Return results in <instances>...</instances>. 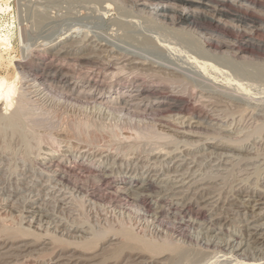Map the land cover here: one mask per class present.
<instances>
[{
	"label": "rangeland",
	"instance_id": "obj_1",
	"mask_svg": "<svg viewBox=\"0 0 264 264\" xmlns=\"http://www.w3.org/2000/svg\"><path fill=\"white\" fill-rule=\"evenodd\" d=\"M134 2L8 0L3 6L11 11L0 15V31L15 21L14 44L20 48L22 26L28 32L22 50L30 51L31 56L17 57L24 60L29 72L19 85L25 106L19 114L10 115V108L0 104V228H26L34 234L25 237V242L34 244L41 235L44 244L39 241L11 249L2 236L0 264H171L163 263L167 256L133 261L135 257L126 252L115 257L114 247L123 240L115 229L131 228L134 235L162 243L166 230L155 222L156 213L166 203L174 208L195 201L206 218L193 220L187 215L186 220L194 221L191 238L184 240L175 234L174 245L185 246L180 250L189 249L191 254L185 253L188 261L183 257L185 261L180 258L179 264H264V0L218 5L232 10L218 25L207 17L215 14L214 3L208 9L198 8L202 20L191 25L163 18L153 5L141 9ZM239 13L247 19L239 21ZM221 40H232L235 48L225 54L217 44ZM159 71L161 76L183 77L189 87L173 84L172 88L158 82L152 73ZM139 83L155 85L156 93L145 101H154V106L146 113L132 108L136 116L131 113V125L126 116L130 110H123L122 117L121 110L105 104L101 97L112 85L136 89ZM67 84L84 92L61 90ZM159 97L166 101L164 105L156 103ZM147 115L158 120H147ZM132 128L149 134L137 136ZM42 134L56 137L59 143L38 139ZM53 145L60 169L56 162L46 167ZM89 161L100 166L105 176L123 178L126 194L147 196L148 212L134 213L129 205L108 204L64 183L62 167L72 165L77 182L91 191L101 186ZM115 186L104 188L111 192L116 191ZM80 201H84L83 207ZM111 226L114 230L107 233L104 243L100 241L101 249L85 252L78 247L79 242L94 237V230L102 232ZM54 237L66 245L57 244ZM203 250L209 252L207 257ZM213 251L220 254L214 256Z\"/></svg>",
	"mask_w": 264,
	"mask_h": 264
},
{
	"label": "bare ground",
	"instance_id": "obj_2",
	"mask_svg": "<svg viewBox=\"0 0 264 264\" xmlns=\"http://www.w3.org/2000/svg\"><path fill=\"white\" fill-rule=\"evenodd\" d=\"M133 1H135L137 4H139V5H141V6H143V7H140L141 9L142 8H148V7H150V6H154L153 7V10H155L156 12H158V14L160 15V16H162L163 18H169V19H171V20H178V22L179 23H183V24H196V22H198L199 21V19H201V17L198 15V14H200L199 13V11L197 10L198 8H205V9H208V7H212V4L211 3H214V5L215 6H213L212 8H213V11L215 12V14H211L212 16H210V15H208L207 17L210 19V20H213V21H215V22H217V25H218V23H221V21H222V18L223 17H227L228 15H230V12H232V10L231 11H227V9H224L223 7L222 8H218V5H221V6H223V4H225V5H227L228 6V4H226L227 2L229 3V1H232V2H236L237 3V1H239V2H242L243 4H245L248 0H133ZM250 1V0H249ZM255 1V0H254ZM260 1V0H259ZM8 2V0H0V15L1 14H7L8 12H10L11 10H9V9H4L3 8V6L4 5H6V3ZM134 2V3H135ZM122 3H124V2H122ZM135 3V4H136ZM254 3V2H253ZM110 4V3H109ZM126 4V3H125ZM111 5V4H110ZM229 5H230V3H229ZM235 5V4H234ZM174 6L176 7V6H179L180 8L179 9H177V7H176V9L174 8ZM237 6V5H236ZM11 7V6H10ZM92 7V6H91ZM126 7V6H125ZM232 7V6H231ZM241 7V6H240ZM6 8V7H5ZM97 7H95V9H96ZM209 9H211V8H209ZM232 9V8H231ZM144 10V9H143ZM152 11V10H151ZM202 11H203V9H202ZM203 12H206V11H203ZM105 13V12H104ZM209 13V12H208ZM204 14V13H203ZM210 14V13H209ZM107 15V14H106ZM205 15H206V13H205ZM214 15V16H213ZM210 16V17H209ZM236 16H238V19H240L239 21H241L242 19H247V18H245V17H243L242 16V14L240 15V13L238 14V15H236ZM206 17V16H205ZM206 17V18H207ZM257 17V16H256ZM205 18V19H206ZM225 18H224V20H225ZM229 18H230V16H229ZM232 18V17H231ZM233 18H235V17H233ZM264 18V17H263ZM11 20H13V19H11ZM123 20H125V19H123ZM127 20V19H126ZM164 20V19H163ZM202 20V19H201ZM204 20V19H203ZM227 20V19H226ZM208 21V20H207ZM213 21H211L212 23H213ZM236 21V20H235ZM238 21V22H239ZM254 21V20H253ZM174 22H176V24H177V21H174ZM210 22V21H209ZM228 22V21H227ZM248 23V22H247ZM14 24H15V21H13V23L10 25V26H7V27H4V29L2 30V31H0V104H3L4 105V107H5V109H8V108H10L9 110H10V112L9 113H11L10 115H14V114H19L20 112H21V110H22V108L25 106V104H24V99H23V97L21 96V95H24V94H22V92L20 91V89H21V87L19 86L20 85V82L23 80V77L24 76H26V74H27V72H26V69H25V64L23 63V59H27V56L29 55V53H30V51H28V53L26 52V50L25 49H23L22 50V47L24 46V44H25V42H26V40H27V33H26V31L24 30V28L22 27V26H19V44H21V46H20V48H17V46L14 44V38H15V32H14V29H15V27H14ZM214 24V23H213ZM244 24V23H243ZM101 25H103V24H101ZM222 25H224L223 23H222ZM221 25V26H222ZM249 25V24H248ZM247 25V26H248ZM220 26V27H221ZM152 27V26H151ZM238 27V26H237ZM136 28V27H135ZM146 28V27H145ZM182 28V27H181ZM218 28V27H217ZM113 29V28H112ZM144 30V29H143ZM181 30V29H180ZM112 31V30H111ZM210 31V30H209ZM135 32V31H134ZM137 32H138V30H137ZM136 32V33H137ZM234 32V31H233ZM142 33V32H141ZM218 33V32H217ZM201 34V33H200ZM220 34V33H219ZM203 35V34H202ZM218 35V34H217ZM148 36V35H147ZM210 36V35H209ZM209 36H208V38H209ZM109 37V36H108ZM112 37V36H111ZM156 36L154 35V38H155ZM207 37V36H206ZM107 38V37H106ZM148 38V37H147ZM223 38V37H222ZM230 38V37H229ZM139 39V38H138ZM152 39V38H151ZM159 39V38H158ZM149 40V39H148ZM157 40V39H156ZM208 40V39H207ZM211 40V39H210ZM232 41V40H231ZM230 40H225V41H223V40H221V42L220 43H217L218 44V46H219V48H221V49H224V53L226 54V51L228 50V49H233V48H235V43H233V42H231ZM236 41V40H235ZM141 42V41H140ZM139 42V43H140ZM152 42V41H151ZM209 42V41H208ZM217 42V41H216ZM249 42V41H248ZM27 43V42H26ZM210 43H211V41H210ZM143 44V43H142ZM145 44V43H144ZM148 44V43H147ZM104 45V44H103ZM153 45V44H152ZM27 46V45H26ZM160 46V45H159ZM211 46V45H210ZM217 46V47H218ZM155 47V46H154ZM24 48V47H23ZM30 48V47H29ZM219 48H217V49H219ZM158 49V48H157ZM162 49V48H161ZM208 49V48H207ZM216 49V48H215ZM214 49V50H215ZM237 49H239L238 47H237ZM149 50H151V49H149ZM212 50V49H211ZM240 50H242V49H240ZM41 51V50H40ZM153 51V50H152ZM204 51V50H203ZM220 51V50H219ZM219 51H217L216 50V52L217 53H219ZM242 51H245V50H242ZM16 53L15 55H12V53ZM21 52V53H20ZM123 52V51H122ZM125 52V51H124ZM155 52V51H154ZM223 52V51H222ZM231 52V51H230ZM25 53H27V54H25ZM140 53V52H139ZM205 53V52H204ZM229 53V52H228ZM237 53V52H236ZM235 53V54H236ZM239 53V52H238ZM32 54V53H31ZM207 54H210V53H207ZM214 54V53H213ZM212 54V55H213ZM219 54H223V53H219ZM225 54H223V55H225ZM234 54V55H235ZM243 54V53H242ZM241 54V55H242ZM18 55L19 56H22L23 57V59H17V57H18ZM29 56H31V55H29ZM33 56V55H32ZM215 56V55H214ZM218 56H221L222 57V55H218ZM217 56V57H218ZM230 56V55H229ZM36 57V56H35ZM213 57V56H212ZM216 57V58H217ZM227 57V56H226ZM241 57V56H240ZM242 57H245V56H243L242 55ZM33 58H34V56H33ZM152 58V57H151ZM215 58V57H214ZM225 58V57H224ZM228 58H230V57H227V62L228 61H230ZM232 58H233V56H232ZM251 58V57H250ZM29 59H31V57H29ZM219 59V58H218ZM244 59V58H243ZM152 60V59H151ZM222 60H223V57H222ZM221 60V61H222ZM52 61V60H51ZM220 61V60H219ZM31 62H32V60H31ZM33 62H34V59H33ZM56 62V61H55ZM64 62V61H63ZM85 63V62H84ZM116 63V62H115ZM96 64V63H95ZM168 64V63H167ZM31 65V64H30ZM62 65V64H61ZM98 65V64H97ZM104 65V64H103ZM167 66V65H166ZM124 67V66H123ZM150 68V67H149ZM174 68V67H173ZM116 69V68H115ZM159 69V68H158ZM195 69V68H194ZM28 70V69H27ZM118 70V69H117ZM153 70V69H152ZM154 70H157V69H154ZM87 71V70H86ZM151 71V70H150ZM117 72V71H116ZM155 72V71H154ZM158 72V71H157ZM172 72V71H171ZM29 73V72H28ZM114 73V72H113ZM122 73V72H121ZM144 73V72H143ZM32 74V73H31ZM30 74V75H31ZM111 74V73H110ZM118 74V73H117ZM152 74H154L153 75V78H154V76L156 75V78H157V81L158 82H162V83H165L166 85L168 84H171V87H172V85L174 84H178V85H187V83H188V81H186L183 77H180V76H176V77H173V75L172 76H165L164 74V76L162 75L161 76V73H160V71H159V74L158 73H152ZM28 75V74H27ZM37 75V74H36ZM36 75H35V77H36ZM87 75H88V73H87ZM168 75V74H167ZM190 75V74H189ZM39 76V75H38ZM139 76V75H138ZM187 76V75H186ZM34 77V81L37 83V77L35 78ZM92 77V76H91ZM191 77H192V75H191ZM196 77V76H195ZM194 77V78H195ZM28 78H29V76H28ZM32 78V77H31ZM156 78H155V80H156ZM26 79H27V76H26ZM43 79V78H42ZM188 79V78H187ZM30 80V79H29ZM39 81V80H38ZM190 81V80H189ZM200 82V81H199ZM38 83H40V81L38 82ZM45 83H46V81H45ZM197 83H198V81H197ZM214 83V82H213ZM220 83V82H219ZM143 84V83H142ZM142 84L140 85V83L136 86L137 88L136 89H134V88H129L128 89V87L129 86H127V87H124V88H116L115 87V85H112V89H110V90H108L106 93H107V95H103L102 97H101V99L103 100V102L105 101V104H106V102L107 103H110L111 104V106H113V107H115V109H116V107H117V109H119V110H121L122 112H123V110H130L129 111V114H128V111H127V114H126V116H128L129 115V117H127L128 118V120H129V118L131 119V125H132V117H130V116H133V114L131 115V113H134L133 111H131L132 110V108H134L133 110L135 111L136 109H143L145 112H143V113H146V110L148 111V110H150V109H152L153 108V102L154 101H150V103H145V101H146V99L150 96V94L153 92V93H156L155 92V90H157L153 85H151V86H148V87H143L142 86ZM217 84V83H216ZM44 85V84H43ZM46 85V84H45ZM144 85V84H143ZM149 85V84H148ZM162 85V84H161ZM199 85V84H198ZM205 85H206V83H205ZM39 86H41V85H39ZM58 86V85H57ZM60 86V85H59ZM145 86H146V84H145ZM159 86V85H158ZM157 86V87H158ZM170 86V85H169ZM208 86V85H207ZM217 86V85H216ZM48 87V86H47ZM47 87H46V89H47ZM88 87V86H87ZM180 87V86H179ZM185 87H189V85H187V86H185ZM199 87V86H198ZM223 87V86H222ZM61 90H64L65 88H68V89H71L70 91H76V92H79V93H81V92H84L83 90L81 91V89L80 90H78L76 87H74V85H69V84H67V85H61ZM164 88H165V86H164ZM173 88V87H172ZM224 88V87H223ZM227 88V87H226ZM230 88V87H229ZM228 88V89H229ZM23 89V88H22ZM21 89V90H22ZM44 89H45V86H44ZM170 89V88H169ZM186 89V88H185ZM191 89V88H190ZM213 89V88H212ZM53 90V89H52ZM60 90V91H61ZM161 91H163L162 89H160ZM218 90V89H217ZM68 91V90H67ZM87 91V90H86ZM170 91V90H169ZM192 91H193V89H192ZM64 92V91H63ZM66 92V91H65ZM210 92V91H209ZM214 92V91H213ZM229 92V91H228ZM52 93V92H51ZM224 93H226V92H224ZM60 94V93H59ZM84 94H89V93H84ZM108 94H110V95H108ZM112 94V95H111ZM160 94V93H159ZM158 94V95H159ZM177 94V93H176ZM222 94H223V92H222ZM19 95L21 96L20 98H19ZM65 95V94H64ZM63 95V96H64ZM81 95V94H80ZM155 95V94H154ZM161 95V94H160ZM229 95V94H228ZM233 95V94H232ZM63 96H62V98H63ZM76 96V95H75ZM82 96H83V93H82ZM88 96V95H87ZM91 96V95H90ZM152 96V95H151ZM150 96V97H151ZM167 96V95H166ZM195 96V95H194ZM202 96H204V95H202ZM78 97H79V95H78ZM149 97V98H150ZM163 97V96H162ZM206 97V96H205ZM209 97V96H208ZM230 97H232V96H230ZM72 98V97H71ZM84 98V97H83ZM173 98V97H172ZM176 98V97H175ZM179 98V97H178ZM181 98V97H180ZM87 99V98H86ZM158 101H156V103L158 102V104H160V105H164L165 104V100H163V99H160V97L159 98H156ZM211 99V98H210ZM26 100V99H25ZM71 100V99H70ZM81 100V99H80ZM172 100H174V99H172ZM176 101H177V98L175 99ZM179 100V99H178ZM182 100H183V98H182ZM182 100H179V101H182ZM201 100H202V98H201ZM208 100V99H207ZM68 101V100H67ZM92 101V100H91ZM186 101V100H185ZM69 102V101H68ZM101 102V101H100ZM184 102V101H183ZM174 103H176L175 101H174ZM187 103V102H186ZM87 104V103H86ZM181 104V103H180ZM226 104V103H225ZM83 105V104H82ZM173 105V104H172ZM176 105V104H175ZM178 105V104H177ZM216 105V104H215ZM75 106H77V104L75 105ZM111 106H109V107H111ZM157 106V105H156ZM155 106V107H156ZM159 106V105H158ZM157 106V107H158ZM169 106H170V104H169ZM235 106V105H234ZM38 107V106H37ZM160 107V106H159ZM204 107V106H203ZM206 107V106H205ZM237 107V106H236ZM2 108V107H1ZM112 108V107H111ZM161 108H162V106H161ZM163 108H166V107H163ZM162 108V109H163ZM168 108V107H167ZM166 108V109H167ZM170 108H172V107H170ZM180 108H181V105H180ZM220 108V107H219ZM218 108V109H219ZM27 110V109H26ZM29 110V109H28ZM38 110V109H37ZM155 110V109H154ZM157 111H158V109H156ZM164 110V109H163ZM177 111L179 110V109H176ZM182 110V109H181ZM180 110V111H181ZM30 111V110H29ZM36 111V110H35ZM139 111V110H138ZM137 111V112H138ZM151 111V110H150ZM209 111V110H208ZM0 112H2V111H0ZM3 112H4V110H3ZM6 113H8L7 112V110L5 111ZM66 112V111H65ZM141 112H142V110H141ZM140 112V113H141ZM153 112V111H152ZM179 112V111H178ZM191 112V111H190ZM207 112V111H206ZM33 113V112H32ZM154 113H156V111L154 112ZM208 113V112H207ZM1 114V113H0ZM3 114V113H2ZM56 114V113H55ZM139 114V113H138ZM150 114H152V113H150ZM4 115V114H3ZM7 115V114H6ZM5 115V116H6ZM9 115V114H8ZM20 115H22V114H20ZM34 115V114H33ZM38 115H39V113H38ZM122 115V117H124L125 116V114H124V112H123V114H121ZM134 115L136 116V112L134 113ZM140 115L141 114H139V120L142 118V117H140ZM149 115V114H148ZM147 115V117H148V119L147 120H150L151 121V119L154 117L153 115V117L152 118H149V117H151V116H148ZM156 115V114H155ZM134 116V117H135ZM143 116H144V114H143ZM157 116L159 117V115H158V113H157ZM38 117V116H37ZM62 117V116H61ZM145 118H146V115L144 116ZM158 117H154V119L156 120ZM121 118V117H120ZM126 118V117H125ZM125 118H123V121H125V120H127V119H125ZM213 118V117H212ZM211 118V119H212ZM136 119V118H135ZM134 119V120H135ZM144 119V118H143ZM210 119V118H209ZM127 120V121H128ZM137 120V119H136ZM158 120V119H157ZM41 121V120H40ZM80 121V120H79ZM149 121V122H150ZM152 121H154V120H152ZM161 121H162V119H161ZM87 122V121H86ZM130 122V121H129ZM156 122V121H155ZM160 122V121H159ZM38 123V122H37ZM46 123V122H45ZM55 123V122H54ZM124 123H126V122H124ZM136 123V122H135ZM140 123V122H139ZM152 123V122H151ZM158 123V122H157ZM72 124V123H71ZM91 124V123H90ZM141 124V123H140ZM153 124V123H152ZM12 125V124H11ZM136 125V124H135ZM42 126V125H41ZM65 126V125H64ZM82 126H83V124H82ZM134 126V125H133ZM154 126H156V125H154ZM47 127V126H46ZM94 127V126H93ZM129 127H130V125H129ZM138 127H140V126H138ZM145 127V126H144ZM33 128V127H32ZM39 128V127H38ZM49 128V127H48ZM69 128V127H68ZM90 128V127H89ZM123 128V127H122ZM147 128V127H146ZM78 129H79V127H78ZM128 129V128H127ZM132 129H134L135 131H136V135L137 136H139V134H141V136H142V133H144V135L146 134V133H148L147 131H142V133H140V129L138 130V129H136V128H132ZM154 129V128H153ZM159 129V128H158ZM124 130V129H123ZM131 130V129H130ZM134 130H132V131H134ZM144 130V129H143ZM189 130H191V128L189 129ZM8 131V130H7ZM46 131V130H45ZM157 131V130H156ZM49 132V131H48ZM48 132H46V133H48ZM199 132V131H198ZM40 134V133H39ZM50 134H53V133H50ZM50 134H46V135H43V136H39V138L38 139H50L52 142H54V143H56V145H57V143H59V141L57 142V138L55 139V138H53ZM133 134V133H132ZM149 134V133H148ZM148 134L146 135V136H148ZM169 134V133H168ZM209 134V133H208ZM22 135V134H21ZM20 135V136H21ZM41 135V134H40ZM82 135V134H81ZM110 135V134H109ZM113 135V134H112ZM163 135V134H162ZM115 136V135H114ZM145 136V138H147ZM3 137V136H2ZM14 137V136H13ZM71 137V136H70ZM86 137V136H85ZM91 137V136H90ZM127 137H131V136H127ZM162 137H164V136H162ZM37 138V137H36ZM107 138V137H106ZM21 139V138H20ZM115 139V138H114ZM160 139V138H159ZM168 138H166L165 140H167ZM83 140V139H82ZM10 141V140H9ZM34 141V140H33ZM40 141V140H39ZM41 141H43V140H41ZM62 141V140H61ZM60 141V142H61ZM97 141V140H96ZM108 141V140H107ZM106 141V142H107ZM151 141V140H150ZM52 142H50V143H52ZM86 142V141H85ZM109 142V141H108ZM101 143H103V142H101ZM111 143V142H110ZM131 143V142H130ZM64 144V143H63ZM110 146V145H109ZM112 146V148H114V146L115 145H111ZM223 147H224V145H222ZM234 146V145H233ZM218 147V146H217ZM226 147V146H225ZM120 148V147H119ZM165 147H163V149H164ZM234 148V147H233ZM49 150V149H48ZM171 151V150H170ZM170 151H168L167 150V152L166 153H170ZM50 152H52L50 155H53L52 157H50L49 159H48V161L46 162V163H48L47 164V168H49L48 167V165L50 164V165H54L55 164V162H56V160H54V157H55V155H56V153H58V151H57V149H56V146L55 145H53L52 147H51V149H50ZM152 152V151H151ZM156 152V151H155ZM56 158V157H55ZM70 158V157H69ZM85 160V159H84ZM60 161V162H59ZM58 162H56V164L58 163V167L60 166V164L59 163H61V160H59ZM90 163V166L88 165ZM89 163H87V165L86 166H89V167H91L95 172V176L93 175V177H95V178H97V182H98V184L99 183H103L102 185H104V186H109L110 187V185H112L113 183L114 184H116V186H115V188H116V191H111V192H109V187H106V188H104V186L103 187H101V186H97V187H95V189L94 190H90V188H89V186L88 185H86V184H80V182H77V180H76V177H77V175H75V171H74V167L72 166V165H63V167H62V169H63V176H60L61 177V179L63 180V181H65L64 183H66L67 182V184H72L73 186H74V188H76L78 191H80V192H84L86 195H89V196H92V197H96L97 199H99V200H101V201H103V202H107L108 204H111V205H118V206H128L129 205V207H132L133 208V210H135L134 211V213H138V211H143L144 210V212L146 211V212H148V209H147V203H148V201H147V196H142V195H140V194H134L133 193V195L134 196H131V195H128V194H126V187L125 186H123L122 185V183H124L123 182V178H118V177H112V178H110V177H107V176H105L103 173H101V167L100 166H96L97 164H95L94 162H92V161H89ZM69 164V163H68ZM92 164V165H91ZM49 165V166H50ZM56 168V167H55ZM59 169H60V167H59ZM56 170V169H55ZM57 170H58V168H57ZM56 170V171H57ZM53 171V170H52ZM62 171V170H61ZM113 172V171H112ZM62 174V173H61ZM75 176V177H74ZM95 178H94V180H95ZM93 180V179H92ZM79 181V180H78ZM100 185V184H99ZM92 186V185H91ZM92 188V187H91ZM129 191V190H128ZM127 191V192H128ZM80 205L83 207V205H84V201L83 202H81L80 201ZM122 204H125V205H122ZM166 205L167 206H165V208L164 209H162V210H160L159 212H157L156 213V215H155V218H154V220H155V222L158 224V226H160L161 228H163V229H165L166 230V234H164V236H161L163 239H162V243H160V242H152V241H150V240H148V239H143L144 237H140V235H134L130 230H131V228H130V230L127 228V227H123L122 226V228H119V229H115L116 231L114 232L116 235H121L122 236V238H123V240L121 241V243L119 244V246H117V247H114L115 248V250L113 251V255L115 256V257H117V256H121L122 254H124V253H128L129 254V256L130 257H135L134 259H133V261H135V260H139V259H141V258H144V257H146V256H150V257H152V258H155V257H158L159 258V256H167L166 258H165V260L164 259H162V261H164L163 263H165V261H169L171 264H175V262H177V260H178V262H181L180 260V258H182L183 260H184V258L186 257L185 256V253L187 254V253H189L188 255L189 256H191V254H190V251H189V249L188 250H182V249H186V247L185 246H180L179 244H178V246H176V245H174V243H175V239H174V237L176 236L175 234H177V236H180L181 238H183L184 240H188V239H190L191 238V235H190V226H192L193 224H194V219H202V220H204L205 218H206V215H204V211L201 209V207H200V205H198L197 204V202L195 201V202H189L188 204H186V205H182V207H177V206H175L174 208L172 207V206H170V205H172V203H166ZM151 206V205H150ZM163 206V205H162ZM129 210H130V208H129ZM132 211V210H131ZM130 211V212H131ZM152 211V210H151ZM158 211V210H157ZM129 212V213H130ZM132 214H133V212H132ZM187 215H190V217L193 219L191 222H190V220H186V217H187ZM137 216V215H136ZM141 216V215H140ZM143 217V216H142ZM145 217H147V214H146V216ZM150 218V217H149ZM208 220V219H207ZM22 221V220H21ZM20 221V222H21ZM123 221H121V223H122ZM22 225V224H21ZM124 225H125V222H124ZM113 227L111 226V227H108V228H105V230L104 231H102V232H97V231H95L94 229V231H93V233H94V237L93 238H91L90 240H85V241H81V242H79V245H78V247H82V249L84 248V251L86 252V250L87 251H93V250H95L96 248H102V245H101V247L99 246L101 243H100V241H102V240H106V237L109 235H107V233H110L111 231H113L114 230V228L112 229ZM26 228H21L20 226L18 227V228H14V227H12V228H10L9 230H8V227H7V229H5V228H0V240H2L3 238H1L2 236H6L7 238H6V240H3L4 241V244L5 243H8V246L11 248H13L14 249V247L13 246H15L16 245V248L17 249H21V248H27V247H29V246H32V245H34L35 243H37L38 244V242L40 241L41 242V244L43 243L44 244V241L42 242V240H40L41 238L40 237H42L41 235L38 237L37 236V238L35 239V241H34V244L32 243V242H25L24 240H25V237H26V239H27V237H29L31 234H34L33 232H31V230H25ZM164 230V231H165ZM110 231V232H109ZM39 235V234H38ZM55 236V235H54ZM120 236V237H121ZM40 238V239H39ZM56 237H54V239H55ZM53 239V240H54ZM59 239V238H58ZM57 238H56V241L55 242H57V244H59V245H66V243H64V242H62L63 241V239L62 240H60L61 242H62V244H61V242L58 240ZM88 239V238H87ZM58 240V241H57ZM68 240V239H67ZM193 240V239H192ZM191 240V241H192ZM10 241V242H9ZM73 241V240H72ZM104 241H102L103 243H104ZM159 241H161V240H159ZM190 241V240H189ZM58 242H60V243H58ZM67 242V241H66ZM50 243V242H49ZM64 243V244H63ZM67 243H69V242H67ZM74 243V242H73ZM77 243V242H76ZM81 243V244H80ZM100 243V244H99ZM11 244V245H10ZM17 244H19V245H17ZM176 244V243H175ZM218 244V243H217ZM3 245V244H2ZM59 245H56V247L57 246H59ZM74 245V244H73ZM182 245V244H181ZM216 245V244H215ZM240 245V244H239ZM1 246V245H0ZM71 246V245H70ZM217 246V245H216ZM67 247V246H66ZM185 247V248H184ZM212 247H214L215 248V246H212ZM212 247H210L211 249H212ZM6 248H7V246H6ZM11 248V249H12ZM61 248H62V246H61ZM180 248H182L181 250H180ZM201 249H202V245H201V247H200ZM219 248H221L220 246H219ZM249 248V247H248ZM4 249H5V247H4ZM9 249V248H8ZM16 249V250H17ZM99 249V250H100ZM106 249V248H105ZM110 249V248H109ZM200 249V250H201ZM205 249H206V247H205ZM216 249V248H215ZM222 249V248H221ZM78 250V249H77ZM191 250V249H190ZM223 250V249H222ZM186 251H188V252H186ZM195 251V250H194ZM205 251H207V250H205ZM204 250H203V252H201V253H209V252H205ZM212 251V250H211ZM226 251V250H225ZM233 251H234V249H233ZM110 252V251H109ZM197 252H199V250H197ZM196 252V254L197 255H199L200 254V252H199V254ZM214 252V251H213ZM220 252H221V250H220ZM223 252V251H222ZM221 252V253H222ZM18 253V252H17ZM105 253V252H104ZM215 253H218V252H214V256H215ZM109 254V253H108ZM205 254V256L207 257V255H209V254H207L206 255ZM218 254H220V253H218ZM72 255V254H71ZM74 255V254H73ZM97 255V254H96ZM187 255V256H188ZM235 255V254H234ZM238 255V254H237ZM16 256V255H15ZM94 256V255H93ZM189 256L188 257H186L185 258V260L187 259V261H188V258H189ZM211 256V255H210ZM210 256H208V257H210ZM231 256H233V255H231ZM66 257V256H65ZM69 257V256H68ZM184 257V258H183ZM59 258V257H58ZM79 258H82V257H79ZM84 258V257H83ZM162 258V257H161ZM212 258V257H211ZM71 259V258H70ZM69 259V260H70ZM74 260H75V258H73ZM128 259H130V258H128ZM127 259V260H128ZM190 259H191V257H190ZM189 259V260H190ZM72 260V259H71ZM132 260V259H131ZM156 260V259H155ZM159 261H160V259H158ZM182 260V261H183ZM184 260V261H185ZM207 260V259H206ZM81 261V260H80ZM132 261V262H133ZM142 261V260H141ZM158 261V262H159ZM162 261H160V262H162ZM208 261V260H207ZM73 261H71V263H72ZM129 262H131V261H129ZM177 262V263H178ZM206 262V261H205ZM65 263V262H64ZM70 263V264H71ZM136 263V262H135ZM182 263V262H181ZM63 264V263H62ZM65 264H67V263H65ZM125 264H127V261H126V263ZM179 264V263H178ZM189 264V263H188ZM244 264V263H243Z\"/></svg>",
	"mask_w": 264,
	"mask_h": 264
}]
</instances>
